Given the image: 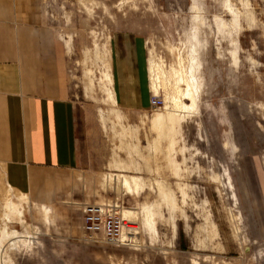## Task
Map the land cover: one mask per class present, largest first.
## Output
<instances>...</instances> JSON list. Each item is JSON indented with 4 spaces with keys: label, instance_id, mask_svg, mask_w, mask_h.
I'll return each mask as SVG.
<instances>
[{
    "label": "rangeland",
    "instance_id": "1",
    "mask_svg": "<svg viewBox=\"0 0 264 264\" xmlns=\"http://www.w3.org/2000/svg\"><path fill=\"white\" fill-rule=\"evenodd\" d=\"M42 1L44 21L66 51L81 166L47 205L15 189L0 163V264H253L264 257V0ZM132 48L147 72L140 93L148 103L128 108L113 75L115 53L131 60ZM192 49L196 107L173 108V119L182 117L176 131L155 125L166 90H152L150 67L166 71L176 92L172 69L180 57L188 64ZM132 176L143 179L140 192L123 186ZM161 189L175 196V231ZM95 210L134 229L114 243L90 236L83 225ZM9 226L29 233L3 241Z\"/></svg>",
    "mask_w": 264,
    "mask_h": 264
},
{
    "label": "crops",
    "instance_id": "2",
    "mask_svg": "<svg viewBox=\"0 0 264 264\" xmlns=\"http://www.w3.org/2000/svg\"><path fill=\"white\" fill-rule=\"evenodd\" d=\"M42 2L0 0V163L15 189L47 204L68 188L67 174L81 166V153L65 47L45 23ZM119 52L118 102L147 104L140 93L145 66L137 65L135 49L127 52L131 60ZM253 264H264V257Z\"/></svg>",
    "mask_w": 264,
    "mask_h": 264
},
{
    "label": "bare ground",
    "instance_id": "3",
    "mask_svg": "<svg viewBox=\"0 0 264 264\" xmlns=\"http://www.w3.org/2000/svg\"><path fill=\"white\" fill-rule=\"evenodd\" d=\"M228 6H230V5H228ZM238 21L239 20H238V16H237V22ZM233 23L235 24V22H232V24ZM231 26H233V25H231ZM233 27H235V26H233ZM197 36H196V34H194V37H196V40H197ZM192 46H194V45H192ZM192 48L195 49L194 47H192ZM193 49H192V51L190 53V56H188L189 57L188 64L183 62L184 59H182L180 57V62L178 64V67L172 69L171 73L176 78V84H177L176 85V87H177V91L176 92H170L168 90V83H167L168 80L167 81L164 80L166 71L163 72L162 71L163 69H161L160 67L155 66L154 64L151 65L150 70H151V79H152V84H151L152 90H154V92H156L157 94H159L161 88H164L166 90V93H165L166 96H165V99H164V101H165L164 102V106H162L163 103L161 105H157L156 106L155 104H152V102H151L152 106L155 107V108H158V107L160 108L161 106L163 107L162 110L153 119L155 125H158L160 127H171V129H172L174 127V124L175 123L180 124V121L182 119V117H180V118L176 117V118L173 119L172 114L176 115V114H174V109L173 108L180 107L182 109H184V108L185 109H190V108H195L196 107V104H197V101H198V93H197L196 86H197L198 82H196V76L197 75L195 73V71H196L195 70V68H196V63H195L196 54H194L195 50H193ZM197 67H199V65ZM182 83L185 85L184 89L181 88L180 84H182ZM199 85H198V88L200 87ZM113 110L116 111L117 113L120 112V110H119V108L117 106L116 107L114 106ZM123 186L129 191H131V190L134 191L135 187H136V192H140V190L143 189L144 182H143V179L141 177H139V176L138 177L137 176H132L131 179L125 177L123 179ZM13 189L14 188L10 185V191L12 192L11 195L16 196V195H14V192L12 191ZM161 196H162L163 200L165 201V203L167 204L168 208L170 209L171 219H172L171 226H172V229L175 231V229H177V221H176V218L173 216V212H174V209H175V196H174L173 193H171V192L168 193V192L164 191L163 189H161ZM22 200H26V201L29 200L28 195L26 193H23ZM8 207L14 213H17L18 215H20V219L22 221V224L26 228V225H25V222H24L25 221L24 213L22 212L21 209L18 208V204L16 202H14L13 200L9 199ZM142 209H143V212L145 214V220H146L147 227L149 228V231H151L153 234H156L157 233V231H156L157 229H156V226H155L156 225L155 224L156 221L154 222V218H153L154 217V212L152 211L151 206L145 205ZM131 228L134 229V227H131L130 225L125 223V221L123 220V229L121 231L122 235L120 237V241H121V239L124 236V233H125L124 231L126 229H131ZM83 229L87 233L86 228H85V223L83 225ZM25 233L28 234L29 231H27V229L21 230V229H15V228H12V227L9 226V227H5L2 230L1 238L3 239V241H5V240H8V239H12L13 237L16 238V237L22 236Z\"/></svg>",
    "mask_w": 264,
    "mask_h": 264
},
{
    "label": "built area",
    "instance_id": "4",
    "mask_svg": "<svg viewBox=\"0 0 264 264\" xmlns=\"http://www.w3.org/2000/svg\"><path fill=\"white\" fill-rule=\"evenodd\" d=\"M152 104L161 105L163 100L157 97L152 99ZM85 228L90 236L104 235L109 242H118L122 235L123 220L113 215L104 214L102 211H91L85 216Z\"/></svg>",
    "mask_w": 264,
    "mask_h": 264
}]
</instances>
